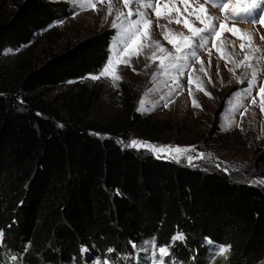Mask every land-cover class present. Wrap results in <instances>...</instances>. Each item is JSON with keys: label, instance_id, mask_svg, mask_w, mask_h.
<instances>
[{"label": "trees", "instance_id": "trees-1", "mask_svg": "<svg viewBox=\"0 0 264 264\" xmlns=\"http://www.w3.org/2000/svg\"><path fill=\"white\" fill-rule=\"evenodd\" d=\"M72 14L50 0H0V56ZM115 37L89 34L40 65L23 53L0 71V264H131L149 241L173 264H222L218 246L225 264H264V188L121 146L115 137L133 129H169L128 99L133 117L107 123L102 139L71 95L60 107L43 97L101 73Z\"/></svg>", "mask_w": 264, "mask_h": 264}, {"label": "rangeland", "instance_id": "rangeland-1", "mask_svg": "<svg viewBox=\"0 0 264 264\" xmlns=\"http://www.w3.org/2000/svg\"><path fill=\"white\" fill-rule=\"evenodd\" d=\"M50 1L67 4L74 14L28 45L7 46L0 71L23 53L40 65L89 34L114 30L103 71L44 93L45 100L60 107V97L71 95L72 109H84L78 116L96 123L92 127L100 129L92 134L103 139L111 136L107 123L133 117L126 111L128 99L135 113L169 129L149 136L133 129L115 137L121 146L264 188V31L230 19L245 5L256 4L254 10L264 13V0H225L220 10L204 0ZM160 248L146 242L131 264H173L170 249L164 247L162 256ZM213 251L225 264L228 250Z\"/></svg>", "mask_w": 264, "mask_h": 264}, {"label": "snow or ice", "instance_id": "snow-or-ice-1", "mask_svg": "<svg viewBox=\"0 0 264 264\" xmlns=\"http://www.w3.org/2000/svg\"><path fill=\"white\" fill-rule=\"evenodd\" d=\"M128 2H129V0H124V3H125V4H128ZM184 2L187 3V0H184ZM157 15H159V13H157ZM259 22L264 23V18H261V20H260ZM223 28H224V26L221 25V29H222V30H223ZM231 31H232L233 33H235L237 30H236V29H231ZM217 36H219V33H217ZM261 39H264V35H262ZM260 91H261L262 94H264V88H261ZM131 143H132L133 145H135V144H137V141H136V140H132ZM188 159H189V164H191V162H192V157H189ZM180 235H183V233H177V235H175V236L172 237V240H173V241L177 240V239L179 238ZM85 252H87V249H85ZM160 253H161V255L163 256V254L165 253V248H164V247H161V248H160ZM93 259L95 260V258H93ZM96 264H101V262H100V261H96Z\"/></svg>", "mask_w": 264, "mask_h": 264}, {"label": "bare ground", "instance_id": "bare-ground-1", "mask_svg": "<svg viewBox=\"0 0 264 264\" xmlns=\"http://www.w3.org/2000/svg\"><path fill=\"white\" fill-rule=\"evenodd\" d=\"M250 29V27H248Z\"/></svg>", "mask_w": 264, "mask_h": 264}]
</instances>
